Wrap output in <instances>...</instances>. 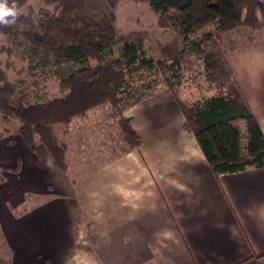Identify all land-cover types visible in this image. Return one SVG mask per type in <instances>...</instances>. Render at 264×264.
I'll use <instances>...</instances> for the list:
<instances>
[{
	"label": "crops",
	"instance_id": "crops-1",
	"mask_svg": "<svg viewBox=\"0 0 264 264\" xmlns=\"http://www.w3.org/2000/svg\"><path fill=\"white\" fill-rule=\"evenodd\" d=\"M239 30L224 56L264 136V30L222 34ZM152 90L121 109L140 146L73 143L71 178L41 144L0 151L10 199L45 200L8 232L7 264H264V166L215 175L170 89Z\"/></svg>",
	"mask_w": 264,
	"mask_h": 264
},
{
	"label": "trees",
	"instance_id": "trees-1",
	"mask_svg": "<svg viewBox=\"0 0 264 264\" xmlns=\"http://www.w3.org/2000/svg\"><path fill=\"white\" fill-rule=\"evenodd\" d=\"M38 1L50 8L35 10L29 0H14L19 13L16 22L0 25V34L11 46L5 51L10 53V48L27 44L30 65H47L51 60L82 65L60 77L62 97L35 103L0 68V114L4 120L18 121L15 133L32 152L43 145L64 172L66 147L55 135L56 124H66L105 102L116 106L125 71L158 66L164 73L180 71L194 55L216 92L191 104L175 97L185 119L183 128L193 134L215 175L264 166L263 133L219 44L220 34L237 26L264 30V0H132L146 2L159 13L157 26L175 37L160 48L159 60L145 56L139 45L124 40L120 56L113 61H104L103 56L119 37L114 14L118 0ZM211 25L215 33L196 36ZM89 60L96 63L86 64ZM119 125L129 148L139 147L142 138L132 129L130 119L120 116Z\"/></svg>",
	"mask_w": 264,
	"mask_h": 264
},
{
	"label": "rangeland",
	"instance_id": "rangeland-1",
	"mask_svg": "<svg viewBox=\"0 0 264 264\" xmlns=\"http://www.w3.org/2000/svg\"><path fill=\"white\" fill-rule=\"evenodd\" d=\"M28 3L35 10L50 8L49 5L38 0H29ZM114 14L119 37L116 43L105 51L104 61H113L120 56V48L124 40L139 45L145 56L159 60L161 58L160 48L175 37L171 31L157 26L159 13L152 10L146 2L118 0ZM208 31L215 33L214 27L211 25L199 30L196 36ZM234 32L235 36L232 33L220 34L219 44L222 50L226 51L232 44L247 39V31L239 30L241 33L239 35L236 31ZM7 46L11 47L6 37L0 34V68L6 72L9 80L17 83L18 89L24 91L32 103L62 97L64 93L58 87L60 77L69 70L82 65L77 61L56 63L52 60L47 65L40 63L30 65L27 57L29 49L27 44L10 48V53L5 51ZM188 60L180 71L167 70L164 73L159 66L154 69L139 68L132 72L125 71V82L120 94L121 100L116 106L105 102L86 110L82 115L74 116L66 124H56L54 126L55 135L66 147L65 162L67 168L64 171L66 177L71 178L75 175L73 170L68 168L71 163L69 153L73 148V143L76 150H82L88 154L97 151L94 147L103 150V142L109 138L113 141L120 139L121 144L129 148V145L124 141L119 125V119L122 116L121 109L126 103L144 97L153 92L152 89L163 86L170 89L174 98L177 97L181 102L187 104L214 94L216 92L215 85L209 84V81L205 79L200 60L194 55L189 56ZM95 63L94 60H89L86 64L94 65ZM78 127L79 129H77ZM17 128L18 121L16 119L4 120L0 114L1 154L8 151H12L14 154L13 150L17 149L16 140L21 138L19 134L15 133ZM74 130L76 131L74 132ZM75 135L77 136L74 139ZM82 140H85V147L79 149L76 145ZM4 164L0 162V264H7L11 259V250L7 240L8 232L15 227L19 218L33 214L45 202V200H36L25 212L26 209L23 208L27 207L26 204L19 206L10 199L11 194L15 192L13 185H16V182H13L14 176L9 171L10 168ZM18 193L15 194L18 195ZM21 193L24 195L23 192ZM34 206L36 207L32 209Z\"/></svg>",
	"mask_w": 264,
	"mask_h": 264
},
{
	"label": "clouds",
	"instance_id": "clouds-1",
	"mask_svg": "<svg viewBox=\"0 0 264 264\" xmlns=\"http://www.w3.org/2000/svg\"><path fill=\"white\" fill-rule=\"evenodd\" d=\"M16 3H8V0H0V25H11L16 22L18 17Z\"/></svg>",
	"mask_w": 264,
	"mask_h": 264
}]
</instances>
